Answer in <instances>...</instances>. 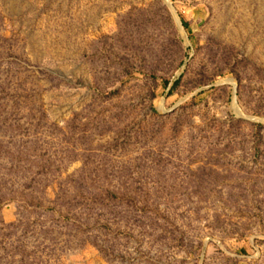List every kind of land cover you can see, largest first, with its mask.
<instances>
[{"label":"rangeland","instance_id":"rangeland-1","mask_svg":"<svg viewBox=\"0 0 264 264\" xmlns=\"http://www.w3.org/2000/svg\"><path fill=\"white\" fill-rule=\"evenodd\" d=\"M0 264H264V0H0Z\"/></svg>","mask_w":264,"mask_h":264}]
</instances>
